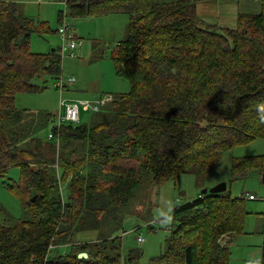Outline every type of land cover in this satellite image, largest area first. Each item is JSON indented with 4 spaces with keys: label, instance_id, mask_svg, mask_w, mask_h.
<instances>
[{
    "label": "trees",
    "instance_id": "obj_1",
    "mask_svg": "<svg viewBox=\"0 0 264 264\" xmlns=\"http://www.w3.org/2000/svg\"><path fill=\"white\" fill-rule=\"evenodd\" d=\"M66 1L68 17L76 20L128 15L126 36L111 56L116 74L130 89L116 97L125 99L116 100L118 110L106 104L97 112V122L88 125L58 126L49 113L36 117L16 110L17 93H37L44 89L37 79L61 76V58L56 50L46 55L30 52L31 36L50 31L46 23L36 26L15 3L0 4V176L19 169L20 181L33 191L27 194L21 183L16 186L24 192L26 214L31 197L51 201L53 172L48 175L44 169L55 163L51 155L61 152L59 161L66 160L68 147L82 145L86 164L73 172L70 187L82 207L90 208L84 220L80 213L71 215V223L31 219L29 214L13 227L0 228V264H25L29 258L43 261L55 241L63 245L64 235L72 242L73 235L82 231H96L92 241L96 244L70 245L68 260L119 264L115 251H121L122 240L115 236L122 229L115 226L143 175L157 184L181 174L200 175L216 167L225 151L264 139V0L259 14L238 11L235 28L204 22L197 0ZM197 48H214L213 56L196 53ZM236 107L243 110L232 114ZM43 150H49L50 157ZM233 162L234 178L245 176L243 165L253 163L251 169L260 176L264 173V154ZM77 165L73 162L71 169ZM245 200L223 193L201 194L175 206L165 249L147 264H229V249L220 242L224 236L242 233ZM65 203L70 209L69 198ZM73 247L92 251L88 259H80L72 255ZM134 252L126 264H144L141 252Z\"/></svg>",
    "mask_w": 264,
    "mask_h": 264
},
{
    "label": "rangeland",
    "instance_id": "obj_2",
    "mask_svg": "<svg viewBox=\"0 0 264 264\" xmlns=\"http://www.w3.org/2000/svg\"><path fill=\"white\" fill-rule=\"evenodd\" d=\"M166 1L168 0H156L159 3ZM203 1L212 6L210 9L206 6V12L213 13L215 18L219 17V13L224 12V6L229 8L231 4L236 5L237 12L240 11L252 15L259 14L262 10V0ZM12 2L17 5L22 16L33 20L36 26L42 25L41 28L44 27L43 23H46V27L50 30L48 32L44 31L42 35L33 34L31 36L30 52L46 55L52 49L58 51L62 65L61 78L64 80H68V77L75 78V82L65 83L68 87L63 89L62 96H60V91L55 87L58 79H51L50 77L37 79L35 82L44 86V89L37 93H17L13 100L15 109L28 112V115L32 112L36 117L39 114L49 113L54 116L55 123L58 118L60 103L73 102L70 100L74 99L77 100L79 108V121L76 125H88L97 122V112L101 110L100 107L106 104H109L114 110H118L116 100L122 102L124 98L117 99L116 97L128 92L130 86L123 77L116 74V67L112 61L111 53L114 52V47L123 41L126 36L129 21L128 15L118 13L80 20L67 17L68 26L75 31L78 40L83 44L81 47L82 51L79 47L80 49L78 48L74 51L75 55L71 56V52L62 54L59 51L61 43L58 34L55 33L61 27L59 17L64 11L63 3L67 4L66 0H0V4ZM197 2L199 3V0ZM226 20H229V22L221 23L222 26L237 27V16L230 15ZM220 21L222 22L223 19L220 18ZM217 22L219 21H214L213 23ZM127 48L128 46H126ZM200 50L202 51L201 54L213 56L214 48H207L205 51L197 48L196 53ZM200 57L202 59V56ZM203 62L206 63L208 61L204 59ZM101 99L103 101L97 112H92L91 107L88 108L81 104L82 101L87 100L90 106L92 104L95 106L97 105L94 104L96 103L95 101ZM112 108H109V111L113 110ZM241 110L243 109L236 107L232 114L239 113ZM60 113L61 115L64 114L63 111ZM2 119L6 118L3 117ZM29 126L27 125L26 127L28 128ZM7 128H9V124ZM47 131L45 130L44 133ZM1 132L9 140L6 133L7 130L3 129ZM88 151V154H90V147ZM42 152L50 157L49 150H43ZM85 152L86 149L82 145L68 147L64 151V157L68 161V165L64 162L66 160L59 161L58 157L61 152L51 155L50 158L56 159L55 163L45 168L42 166L49 171L48 175L53 172L52 177L49 175V180L54 182L52 192L49 193L48 191L51 201L49 203L42 202L41 198L36 195L33 196L36 197L35 201H33V197H31L26 214L23 209L26 203V199L23 197L24 192L22 189H17L16 186L21 183L27 194H33V191L27 183L20 181L21 174L19 169L11 168L2 177L0 176V228L13 227L22 221V218L25 220L29 214L31 219L50 221L54 218L55 220H67L71 223V215L75 217L80 213L81 219L84 220L85 215L90 212V208L82 207L80 200L70 186L75 178L73 177V172H80L86 164ZM138 153L142 155L143 151L140 150ZM263 154L264 139H257L249 144L225 151L216 167L208 169L200 175L195 173L181 174L160 184L152 182L150 176L143 175L139 189L127 205L121 209L119 223L115 226V230L117 227L122 229L115 236V238H119L117 239L118 241L122 240L121 251L120 248L115 251L120 255L119 264H126L127 258H133L135 250L141 252L140 262L144 264L161 254L165 249L166 238L173 223L171 218L172 209L177 205L196 200L203 189H210L214 187H210L212 183L219 182L227 183V190L223 194L230 195L232 198L247 197L249 195L255 198L251 201L246 199L244 203L245 217L247 218L245 231L247 230V232L241 237L243 239H239L236 242L238 247L229 248V263L238 264L239 253L248 255V251H250L249 245L263 242V235H260V232L263 231L262 233H264V185L261 182L260 174L256 171L257 169H251L255 167V163L251 167L243 165L242 171L245 176L234 178L232 162L235 158L256 157ZM142 156L146 157V155ZM201 160L202 158L199 161ZM73 162L78 165L71 169ZM129 163L134 164L133 162ZM117 171L119 170L116 169L115 172ZM100 185L102 186V183ZM98 187L99 184L95 187L96 192L99 190ZM68 198L72 202L70 209L65 205ZM134 230L136 231L134 232ZM139 235L144 240L142 244L137 242ZM96 238V231L77 232L73 235L72 242L70 237L64 238L63 235V245H59L60 242L55 241L48 256L43 261L41 260L42 263L29 258L25 264H74V260H68V257H66L70 253V245L77 244L76 241L92 242ZM94 244L96 242L91 243V245ZM127 244L130 245L131 249L127 250ZM220 244L221 246H226L227 243L220 242ZM91 251V248L83 250L79 247H73L72 255L78 257L79 254L85 253L87 255L86 259H88Z\"/></svg>",
    "mask_w": 264,
    "mask_h": 264
},
{
    "label": "built area",
    "instance_id": "obj_3",
    "mask_svg": "<svg viewBox=\"0 0 264 264\" xmlns=\"http://www.w3.org/2000/svg\"><path fill=\"white\" fill-rule=\"evenodd\" d=\"M67 11H66V3L64 2V11L62 13V22H61V27L58 29L57 33L60 39L61 46L59 48V51L63 54L66 52H71V56H74L75 53L74 51L81 47L82 42L78 40V38L75 36V33L72 28L68 26L67 23ZM62 76V75H61ZM61 76L58 78V81L55 84L56 89H58L60 92L63 91L66 87H68L67 84L69 82H75L74 77H68V80H64L61 78ZM105 99V98H102ZM99 100L98 102L94 103L97 104L95 106H90L88 102H81L82 105L92 109V112H97L100 105L102 104L103 100ZM101 101V102H100ZM61 111L64 112L63 115H61ZM79 121V108L77 102H67V103H60V109L58 113V118H57V124L58 126L63 123V122H70L73 124H76ZM51 138L52 136L49 134L48 136ZM248 200H254L255 198L252 195H249L246 197ZM136 230H134L135 232ZM229 235L225 236L223 240H221L222 243H226L229 239ZM225 240V241H224ZM143 238L139 235L137 237V242L139 244L143 243Z\"/></svg>",
    "mask_w": 264,
    "mask_h": 264
},
{
    "label": "crops",
    "instance_id": "obj_4",
    "mask_svg": "<svg viewBox=\"0 0 264 264\" xmlns=\"http://www.w3.org/2000/svg\"><path fill=\"white\" fill-rule=\"evenodd\" d=\"M12 3H14V2H12ZM63 5H64V3H63ZM206 6L209 7V9L212 7L211 5L209 6L207 3H205L203 0H199V3L197 2V12H198V15H199V17L204 22H207V23H213L214 21H219V22H217V24L218 23H220V24L221 23H228L229 20H226L227 17L229 18L230 15L237 16V7L234 4H231V6L229 8L227 6H224V8H223L224 9V12L223 13H219V17L218 18H215V15L213 13H207L206 12V9H207ZM235 9H236V11H235ZM220 18L223 19L222 22L220 21ZM59 19H60V17H59ZM61 22H62V16H61V21L59 20L60 25H61ZM57 31L58 30H56L55 33H57ZM74 33H75V31H74ZM75 36L77 37L76 33H75ZM82 46H83V44L81 45V47ZM81 51H82V48H81ZM62 94H63V92L62 93L60 92V96H62ZM70 101H73V102L75 101L76 102L77 100L71 99ZM98 101H95V102H98ZM82 102H87V100L86 101H82ZM219 183H221V182H219ZM219 183H212L210 185V187L215 186V185H217ZM246 220H247V218L245 219V221ZM246 227H247V223H244V227H243L242 233L230 235L228 241H226V243H227L226 246H227L228 249L229 248L231 249L232 247H235V246L238 247L236 242L239 239L240 240L243 239L241 237H243L244 236V233L247 232V230L245 231V228ZM263 227H264V224H263ZM262 232L263 231L260 232V235H263L262 236L263 242L261 244L260 243H258V244H252V243H250L252 245H249L248 244L249 245L248 247H250V251H248V255H244L242 253H239V255H238V264H253V263L254 264H261V260H262V257H263V247H264V233H262ZM85 242H89V241H81V242L80 241H76V243H78V244H83ZM241 242H243V241H241ZM254 243H255V241H254ZM126 248H128L127 250L131 249V247H130L129 244H127Z\"/></svg>",
    "mask_w": 264,
    "mask_h": 264
},
{
    "label": "water",
    "instance_id": "obj_5",
    "mask_svg": "<svg viewBox=\"0 0 264 264\" xmlns=\"http://www.w3.org/2000/svg\"><path fill=\"white\" fill-rule=\"evenodd\" d=\"M52 52H54V49H52ZM261 182L264 185V173L261 175ZM227 190V183L226 182H222L219 183L217 185H215L214 187L208 189H203L201 191L202 195H206V194H221L224 193ZM36 197H33V201H35ZM230 236V235H229ZM78 258L80 259H86L87 255L85 253L79 254Z\"/></svg>",
    "mask_w": 264,
    "mask_h": 264
},
{
    "label": "clouds",
    "instance_id": "obj_6",
    "mask_svg": "<svg viewBox=\"0 0 264 264\" xmlns=\"http://www.w3.org/2000/svg\"><path fill=\"white\" fill-rule=\"evenodd\" d=\"M247 199V198H246Z\"/></svg>",
    "mask_w": 264,
    "mask_h": 264
}]
</instances>
